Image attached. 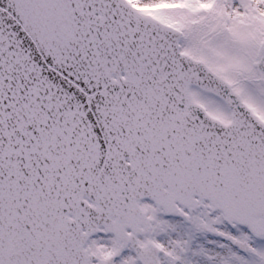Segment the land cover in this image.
Here are the masks:
<instances>
[{
    "label": "snow or ice",
    "instance_id": "snow-or-ice-1",
    "mask_svg": "<svg viewBox=\"0 0 264 264\" xmlns=\"http://www.w3.org/2000/svg\"><path fill=\"white\" fill-rule=\"evenodd\" d=\"M0 264H264V0H0Z\"/></svg>",
    "mask_w": 264,
    "mask_h": 264
}]
</instances>
